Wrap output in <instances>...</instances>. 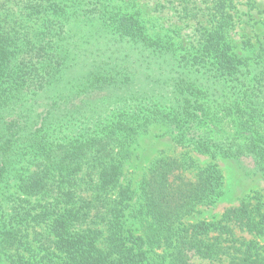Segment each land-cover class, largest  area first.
Returning <instances> with one entry per match:
<instances>
[{"label": "trees", "instance_id": "trees-1", "mask_svg": "<svg viewBox=\"0 0 264 264\" xmlns=\"http://www.w3.org/2000/svg\"><path fill=\"white\" fill-rule=\"evenodd\" d=\"M220 13L214 28L202 30L197 51L182 53L171 41L151 37L139 13L114 0H0V264H24L23 214H16V225L4 222L5 190L12 186L28 198L53 199V207L41 204L37 214H24L34 226L51 224L43 264H195L193 258L264 264L257 243L236 235L264 237V201L257 194L220 218L184 222L198 205L224 195L214 165L191 181L184 170L196 168L193 160L157 159L136 206L133 193L120 188L113 206L100 210L101 194L122 179L125 150L154 125L179 146L251 159L254 174L264 178V54L235 53L231 16L224 8ZM99 33L146 56L168 58V66L157 69L165 80L148 74L152 62H94L87 74H74L79 45L92 44ZM88 92L97 96L79 101ZM226 111L248 116L255 128L212 136L206 128ZM86 169L99 201L78 205L71 188ZM94 218L102 221L79 229Z\"/></svg>", "mask_w": 264, "mask_h": 264}, {"label": "rangeland", "instance_id": "rangeland-1", "mask_svg": "<svg viewBox=\"0 0 264 264\" xmlns=\"http://www.w3.org/2000/svg\"><path fill=\"white\" fill-rule=\"evenodd\" d=\"M114 3L121 8H127L131 13H139L141 22L146 26L151 37L171 41L182 49V53H185V50L193 53L197 51L202 30L214 28L221 20L220 9L224 8L226 13L231 16L228 34L233 51L248 58L264 54V0H114ZM94 31H99V29L96 28ZM111 36L99 33L93 39L92 44L79 45L82 46V49L79 62L77 60L74 66V74H87L94 66V62H152L154 66L148 71V74L150 73L156 79L160 75L157 70L160 64L166 67L168 66L167 62H170L166 57L161 59L157 56H146L135 45L116 36L111 38ZM165 78V75H160L161 81ZM103 93L106 91L100 92L102 95ZM244 94L245 90L240 96H244ZM96 96L88 92L79 101L93 99ZM246 120L250 126L244 125L243 122ZM246 120L240 118L237 112H220L206 129L212 136L219 138L227 134L242 133L245 135L247 131L251 132L255 128L248 116H246ZM259 133L264 134V130H260ZM120 150L121 146L119 145L115 153ZM162 158L193 160L196 168L184 170L185 177L191 181L197 178L200 169H205L210 165L217 166L223 177L222 191L224 195L213 205H198L196 211L185 218L186 224L220 218L226 209L239 205L248 196L257 194L264 201V178L254 174V165L251 159L213 157L210 154L200 153L192 147L179 146L165 129L154 125L150 128L149 133L139 135L136 142L125 150L122 179L116 189L101 194L103 200L100 201V210L113 206L118 199L120 188H128L133 193L135 200L132 203L133 206H136V197L139 194L142 180L150 172L153 162ZM88 177L89 171L86 169L78 176V184L71 188L78 205H82L84 201H93L98 194L96 190L90 189ZM94 179L96 180V178ZM4 198V222H7L9 226L16 225V214H23L18 220L22 221L23 232L26 234L25 245L22 252H19L23 257L24 264H43L42 257L46 253L43 242L44 237L49 233L51 224L42 223L34 226L35 222L32 221V218L29 219L24 214L27 210L32 215L37 214L41 210V204L53 207V199L50 197L28 198L16 186L5 190ZM95 200L99 201V199ZM254 201L256 202V200ZM94 221L101 222L102 219H91L87 225L80 226L79 229H88ZM100 225L104 231L107 229L102 223ZM236 235L247 242L257 243L264 255V237L256 238L239 230L236 231ZM193 262L195 264H226L202 261L197 258H193Z\"/></svg>", "mask_w": 264, "mask_h": 264}]
</instances>
